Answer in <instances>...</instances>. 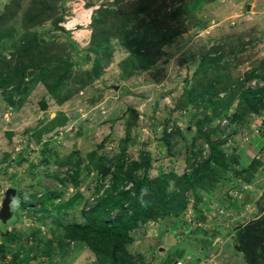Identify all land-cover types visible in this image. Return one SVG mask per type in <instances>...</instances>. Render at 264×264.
Returning <instances> with one entry per match:
<instances>
[{
	"label": "rangeland",
	"instance_id": "obj_1",
	"mask_svg": "<svg viewBox=\"0 0 264 264\" xmlns=\"http://www.w3.org/2000/svg\"><path fill=\"white\" fill-rule=\"evenodd\" d=\"M8 1L0 0V40L6 46L0 45V52L8 54V44L19 43L26 32L37 33L42 40L52 38L66 48L75 72L93 66L92 17L98 8L116 0H60L56 16L64 19L55 28L51 22L25 28L23 8L14 17H5ZM152 1L161 16L155 28H161L164 16L189 0ZM170 21L168 40L151 47L146 56L150 65L127 72L122 62L131 51L113 38L115 49L101 77L84 88L69 78L72 86L64 85L61 102L40 82L13 109L0 89V207L7 188L17 190L13 217L7 223L0 220V244L7 252L0 253V264H11L13 254L24 248L23 255L38 254L35 264H94L96 256L88 248H62L55 239L59 230L55 224L84 220L86 204L104 194L112 182L113 168L101 179L93 161L101 157L106 170L117 154L125 157L128 166L150 156V177L165 174L168 191H177L176 178L200 165L213 142L220 144L226 162L215 163L207 180L194 183L185 195L186 208L173 220L140 223L127 249L137 264H247L237 228L264 216V94H253L262 87L247 77L251 71H257L258 78L264 74V0H204L195 13L182 12L177 22ZM12 22L16 31L10 36ZM201 67H206L207 76L221 77L215 88L230 86L215 97L223 98L225 105L230 102L227 108L207 106L201 97L197 104L187 105L186 86H198L194 95L203 90L198 84L203 78ZM247 109L240 121L232 119L234 112ZM224 110V116L215 114ZM63 113L66 124L38 141L36 129ZM166 128L173 132L168 136L171 151L166 148ZM74 152L73 161L78 160L82 170L79 187L70 178L61 182L55 176L67 177L70 168L62 162ZM101 183L105 188L97 192ZM49 192L62 195L48 203V213H42L39 206ZM59 204L65 206L55 212ZM172 227L176 232L168 233ZM51 235L54 240L46 246Z\"/></svg>",
	"mask_w": 264,
	"mask_h": 264
},
{
	"label": "trees",
	"instance_id": "obj_2",
	"mask_svg": "<svg viewBox=\"0 0 264 264\" xmlns=\"http://www.w3.org/2000/svg\"><path fill=\"white\" fill-rule=\"evenodd\" d=\"M59 1L9 0L6 3L5 17H14L23 8L25 28H28V25L41 26L46 22H51L52 27L55 28L64 19L62 16H56L60 7L58 5ZM203 1L189 0L184 7L174 10L175 13L173 11V13L166 15L167 17L164 16V26L161 28H155L161 16L159 9L155 7V2L152 0H141L138 3L128 2L127 4L116 0L110 6L98 8L91 22L93 26V46L91 50L95 53L93 66L86 70L81 69L75 72H73L74 64L71 61V54L67 52L65 47H61L57 40H51L52 38L42 40V37L36 35V32L33 35L30 33L29 37L26 32V35L23 36L19 43L8 44V51H10L8 54L0 52V89H3L5 94L7 93L6 97L13 109L22 104L29 92L40 82L47 87L50 95L56 101L61 102L63 100L61 94L64 85L72 86L68 81L69 78L77 83L79 88H84L101 77L104 64L108 62L111 53L115 49L112 44L113 38L121 40L120 42L131 51L130 56L124 59L122 65L127 72H134L139 66L147 65L148 59H146V56L149 54L151 47L156 45L159 47L161 43L168 40L172 28L170 19H175L177 22L182 12L195 13L201 8ZM142 14L146 16L143 20L140 18ZM144 23L146 24L143 25ZM14 27L16 26L12 22V25L7 30V32L12 33L10 36H13V32L16 31ZM59 27L61 28V26ZM144 43H146L145 46H143ZM0 45H4L2 40H0ZM3 47L6 46L4 45ZM218 51L216 50V52ZM151 63L150 61L148 65ZM203 63H206V60H203ZM200 71L203 73V78L198 84L203 90L201 89L200 93L198 92L197 95H194L193 92L197 91L198 86L192 85L190 88L186 86L187 105L190 107L193 103L197 104L198 97H201L207 106L222 104L227 108L230 102H226L225 105L223 98L217 100L215 97L218 96L219 92L227 90L230 86L227 84L220 88H215L217 83H222L221 77L212 78V76H207L206 67H201ZM256 75L257 71H251L247 77L253 78ZM261 76L264 78V74H261ZM238 87L236 86V88ZM253 94L261 97L264 94V87L259 89V91H253ZM248 109L234 112L232 119L240 121L244 112L250 111ZM219 113L218 111L215 112L219 116L227 114L225 110L223 114ZM66 122L67 117L64 113L56 115L46 126L36 129V139L41 141L45 133L53 131L58 126L65 125ZM166 130L167 128L165 129V134L167 135L166 148L171 151L169 138L173 135V132L167 133ZM219 145V143L213 142L211 144V153L200 165L197 163V165H192L193 170L190 173L184 174L179 180L176 178L177 191H168L165 174H161L158 178L150 177L149 169L152 163L150 156L142 159L141 162L133 161L132 166H128L125 157L122 154H117L106 170H103V159L99 157L96 161H93L92 166L98 170V177L101 179L106 178V174L113 168L114 176L111 184L105 188L104 183H101L96 188V191L100 192L104 187L105 192L93 199L96 204L93 205L92 202H89V205L86 204L82 210L85 217L84 220H73L67 224L56 223L55 228L59 230H57L58 237L55 236V239L60 242L62 248L77 247L79 245L88 248L96 256L94 264H137L135 256L127 249V245L134 241L133 230L140 223L168 217L173 220L178 213L186 208L189 201L188 197L185 196L186 192L193 187L196 181L200 179L207 180V171L215 163L223 165L226 162L223 150ZM72 154L62 162L70 168V171L67 172V177L60 178L58 174H55V176L61 182L70 178L79 187V177L82 170L79 168V161H73L76 152ZM90 155L93 158L95 152ZM17 161L21 162L22 159L19 158ZM139 169L144 171L143 174L137 173ZM88 170L91 171L90 165ZM144 188L147 189V194L143 197L146 203L142 205L140 197ZM49 193L46 194L45 199L41 201L39 206V211L42 213H48L46 210L48 203L51 200L54 203L55 198L62 195L57 192ZM77 197L75 196L72 200L77 199ZM23 205L25 206V203ZM64 206L65 204H59L54 208L55 212L62 211ZM192 227H194L193 224H189V228ZM237 229V242L240 251L245 255L247 264H264V216L251 220ZM171 231L176 232V229L172 227L168 233H171ZM11 236V238L14 237L12 234ZM49 237L51 239L46 242V246H49L54 240V235ZM24 250L19 249L13 254L11 264L36 263L38 254L23 255L22 252ZM0 253L2 255L7 253L3 244H0ZM140 264L145 263L142 261ZM165 264H168V262Z\"/></svg>",
	"mask_w": 264,
	"mask_h": 264
},
{
	"label": "water",
	"instance_id": "obj_3",
	"mask_svg": "<svg viewBox=\"0 0 264 264\" xmlns=\"http://www.w3.org/2000/svg\"><path fill=\"white\" fill-rule=\"evenodd\" d=\"M250 8V5L248 6ZM116 86L115 88H117ZM17 195V190L15 188H7L4 192L1 207H0V220L3 223H7L14 215V211L12 209V203ZM177 264H182L178 262Z\"/></svg>",
	"mask_w": 264,
	"mask_h": 264
},
{
	"label": "built area",
	"instance_id": "obj_4",
	"mask_svg": "<svg viewBox=\"0 0 264 264\" xmlns=\"http://www.w3.org/2000/svg\"><path fill=\"white\" fill-rule=\"evenodd\" d=\"M251 83H253L256 87H262V88L264 87V79L262 77H259V78L257 76L253 77ZM92 199H95V198L92 197Z\"/></svg>",
	"mask_w": 264,
	"mask_h": 264
},
{
	"label": "clouds",
	"instance_id": "obj_5",
	"mask_svg": "<svg viewBox=\"0 0 264 264\" xmlns=\"http://www.w3.org/2000/svg\"><path fill=\"white\" fill-rule=\"evenodd\" d=\"M263 79H264V78H263ZM210 153H211V152H210ZM69 171H70V169H69ZM146 194H147V189H146V188L142 189V191H141V197H140V202H141L142 205H144V204L146 203V202L144 201V199H143L144 195H146ZM94 198H95V197H94ZM89 202H92L93 205L96 204L95 201L93 202V199H92V198H91V200H90Z\"/></svg>",
	"mask_w": 264,
	"mask_h": 264
}]
</instances>
